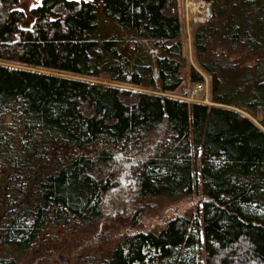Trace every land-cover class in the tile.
<instances>
[{"label":"trees","instance_id":"obj_1","mask_svg":"<svg viewBox=\"0 0 264 264\" xmlns=\"http://www.w3.org/2000/svg\"><path fill=\"white\" fill-rule=\"evenodd\" d=\"M204 1L194 48L214 106L164 95L184 79L177 0H43L29 28L20 0H0V264L31 256L46 231L55 243L106 211L191 196L199 176L202 214L84 264H158L202 236L206 264H264V0ZM102 76L160 94L82 80ZM189 82L204 78L191 68ZM188 251L179 264H202Z\"/></svg>","mask_w":264,"mask_h":264},{"label":"rangeland","instance_id":"obj_2","mask_svg":"<svg viewBox=\"0 0 264 264\" xmlns=\"http://www.w3.org/2000/svg\"><path fill=\"white\" fill-rule=\"evenodd\" d=\"M42 1L43 0H20L19 7L25 11L28 16L24 24L25 27L29 28L32 26L33 22L30 15L31 10L34 8L33 5L37 7ZM208 8L211 10L210 4L204 0H177V11L181 27L180 41L183 46V54L185 57V67L181 71V76L184 79L177 91L164 95L181 100H183L182 98H186L184 97L185 89L193 86V84L189 82V72L192 68L203 76V83H206V89L199 96L197 101L203 102L208 106H214L211 102V76L206 74L198 65L194 48L195 31L199 25L209 20L206 13ZM104 28L107 30H109V28L112 29L111 27L103 26V29ZM139 48L136 56L138 59H141L142 62H147L149 60L148 57L152 54L153 44L151 42L142 41L140 42ZM135 50H137L136 47ZM252 58L251 56H244L243 62L251 65L253 63ZM82 80L133 91L160 94L151 89L136 88L132 85L113 82L104 76L99 78L88 77ZM254 121L257 123L256 120ZM200 159L201 152L194 157V163L198 171L201 168ZM200 179L199 176V187L191 196H183L179 199L160 198L146 201L143 203L142 207H140L142 211L137 214H135V209H128L130 205L126 207L127 209L121 208L113 213L106 211L107 215L99 225L87 230L76 231L72 234L71 232L59 233L58 242L52 243L56 240L54 231H46L42 236V241L35 246L34 252L31 253L32 255L24 257L19 264H84L93 259L100 260L108 257L112 253L114 247L124 235L136 233L140 230L157 233L162 229L166 221L176 215L195 214L199 211L202 214V188ZM123 186L125 187L126 185ZM125 198H127L125 194L114 197V199L117 200V204L125 201ZM132 202L133 200L129 203ZM109 208L113 209L111 206ZM55 244H60V251H56L57 245ZM198 250L201 251V263L206 264L203 236L200 248H192L189 251L183 249L180 251L178 259L170 258L160 261L158 264H179L182 256H184L187 251L189 255H197ZM175 260H178V262L175 263Z\"/></svg>","mask_w":264,"mask_h":264},{"label":"built area","instance_id":"obj_3","mask_svg":"<svg viewBox=\"0 0 264 264\" xmlns=\"http://www.w3.org/2000/svg\"><path fill=\"white\" fill-rule=\"evenodd\" d=\"M206 83H199L194 84L192 87L185 89V96L186 98H182L186 101H193L198 102L199 96L203 93V91L206 89Z\"/></svg>","mask_w":264,"mask_h":264},{"label":"water","instance_id":"obj_4","mask_svg":"<svg viewBox=\"0 0 264 264\" xmlns=\"http://www.w3.org/2000/svg\"><path fill=\"white\" fill-rule=\"evenodd\" d=\"M206 13H207V16H208V19H209L211 17V10H210V8H208L206 10Z\"/></svg>","mask_w":264,"mask_h":264},{"label":"snow or ice","instance_id":"obj_5","mask_svg":"<svg viewBox=\"0 0 264 264\" xmlns=\"http://www.w3.org/2000/svg\"><path fill=\"white\" fill-rule=\"evenodd\" d=\"M33 7H36V5H33Z\"/></svg>","mask_w":264,"mask_h":264}]
</instances>
